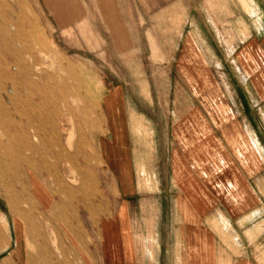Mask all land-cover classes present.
Here are the masks:
<instances>
[{"label":"rangeland","instance_id":"rangeland-1","mask_svg":"<svg viewBox=\"0 0 264 264\" xmlns=\"http://www.w3.org/2000/svg\"><path fill=\"white\" fill-rule=\"evenodd\" d=\"M251 1L255 3L256 0ZM79 2L80 0H0V36L17 35L21 42L16 45L18 50L21 51L24 47L29 51L3 59L0 44V133H10L14 143L8 146L5 140L2 142L0 139V248L17 237L13 223L17 219L30 229V234H34L32 237L73 239L76 202V198H73L75 194L71 193L73 188L75 191L79 190L81 205L82 200L86 203V199L81 197L82 192L89 195L93 190L110 193L114 183V203L117 205L119 193L116 181L95 148L96 137L102 131L101 138L110 137L111 119H107L105 111V99L110 94H114L112 106L113 110H117L113 123L116 127L125 126L129 135L127 142L131 147L130 168L136 180L134 186L139 192L155 191L153 176L156 167L164 177L170 174V164L166 160L170 157V144L174 137L172 113L187 110V95H193L189 98L195 110L208 108L210 102L209 110L217 112L216 105L222 98V92L229 91V87L225 86L228 85L230 74L223 64L227 62L231 72L238 75L235 53L247 40L242 37L243 28L247 32L257 29L255 18L248 10L251 5L249 0H129L131 4L126 6L75 7L74 4ZM261 7L264 8V3ZM260 24L262 29L264 23ZM186 48L189 52L188 56L185 54V58L188 57L187 64L195 53L199 58L195 61L197 68L208 67V71L198 72L200 77L204 76L203 72L209 77L208 86L201 85V81L194 87L184 85L183 82L187 79L186 59L185 65L180 66L178 58ZM190 72L189 75L192 73ZM30 78L38 80L40 88L46 92L50 90L53 96L47 106L44 104V120L51 122H47L45 128L50 141L56 142L61 137V144L69 151L68 154L73 152L74 143L79 145L80 155L74 168L80 165V174L86 170L87 172L82 174L83 178L75 176V182L71 172L66 169L64 160L59 159L55 147L52 146L53 151L46 153L38 145V141L32 139V125L28 116L18 117L15 114L16 108L25 107L29 101L26 95L31 88L27 85L23 88L21 84ZM74 82H80V87H74ZM18 95L21 97L18 98ZM16 97L19 101H16ZM54 106L57 116L52 119L55 112L51 116L46 112L51 111ZM71 109L73 112H70ZM3 112L6 113L4 119ZM156 153L161 159L160 163L156 160ZM40 155H43L45 163L41 161ZM71 161H75L74 154L68 157V162ZM37 174L41 175L38 176L42 180L39 182L42 185L46 183L45 189L50 191V206L61 209L63 216L35 215L37 211L34 208L40 204L34 201L36 199L31 193L30 184L31 176ZM148 175L152 176V181L145 183L144 176ZM110 180L114 182L109 183ZM161 188L169 191V183H159V190ZM28 206V212H32L34 216L22 214L24 212L19 210ZM44 216L46 217L43 219ZM68 221H71V225ZM40 257L42 258L35 260H46L44 256Z\"/></svg>","mask_w":264,"mask_h":264},{"label":"crops","instance_id":"crops-1","mask_svg":"<svg viewBox=\"0 0 264 264\" xmlns=\"http://www.w3.org/2000/svg\"><path fill=\"white\" fill-rule=\"evenodd\" d=\"M126 1L80 0L74 6L131 4ZM256 1L249 0L248 10L257 29L243 28L247 40L235 53L238 75L223 64L230 74L225 86L229 91L222 92L218 111L209 110L210 102L208 108L195 110L189 98L193 95H187V110L172 113L174 137L166 160L170 174L164 177L156 167L155 191L139 192L134 186L129 135L125 126L113 123L117 110L110 94L105 99L110 137L101 138L102 131L95 148L116 181L117 205L113 180L110 193L82 192L88 203L82 200L81 205L77 189L73 239L35 238L20 219L14 220L17 237L0 248V264H264V0ZM185 54L188 48L178 58L180 66L186 59L184 85L194 87L201 81L208 86L209 77L198 74L208 67L197 68L195 53L187 64ZM155 157L160 163L157 153ZM144 181H152V176H144ZM159 183H169V191L159 190ZM30 187L40 204L35 215H61ZM40 256L46 260H35Z\"/></svg>","mask_w":264,"mask_h":264},{"label":"bare ground","instance_id":"bare-ground-1","mask_svg":"<svg viewBox=\"0 0 264 264\" xmlns=\"http://www.w3.org/2000/svg\"><path fill=\"white\" fill-rule=\"evenodd\" d=\"M14 24V23H13ZM0 44H1V51H2V56L4 57L3 59H6V58H13V57H15L16 56V54L17 53H20V52H22V53H29V51L25 48L24 49V47H22V49H21V51H19L18 50V48L16 47V45L17 44H19V42H20V39L19 38H17V35H16V37L14 36V37H12V36H10V35H2V36H0ZM21 43V42H20ZM25 44V43H24ZM26 45V44H25ZM18 46V45H17ZM20 46H22L21 44H20ZM15 59V58H14ZM19 59V58H18ZM16 60H17V58H16ZM4 61V60H3ZM17 62V61H16ZM18 62H19V60H18ZM2 63H5V62H2ZM17 64V63H16ZM15 64V65H16ZM14 65V64H13ZM5 66H7V65H5ZM18 66H19V64H18ZM17 67V66H16ZM70 67V66H69ZM3 68V67H2ZM1 68V69H2ZM4 68H6V67H4ZM19 68V67H18ZM17 68V69H18ZM24 68V67H23ZM8 69H9V66H8ZM8 69H6V70H8ZM28 69H31V68H28ZM67 69V68H66ZM4 70V69H3ZM14 70V69H13ZM19 70V69H18ZM32 70V69H31ZM41 70H43V69H41ZM14 71H16V70H14ZM77 73V72H76ZM79 74V73H78ZM20 75V74H19ZM2 76V75H1ZM77 76V75H76ZM81 77V76H80ZM48 78V77H47ZM50 78H51V76H50ZM76 78V77H75ZM54 79H56V78H54ZM79 79V78H78ZM82 79V78H81ZM46 80V79H45ZM57 80V79H56ZM55 80V81H56ZM4 81V80H3ZM47 81V80H46ZM45 81V82H46ZM61 81V80H60ZM48 82V81H47ZM13 83H15V82H13ZM22 86L21 87H26L25 85H27V87L29 86L31 89L28 91V94L26 95V97H28V102H27V100L26 99H23L24 101L26 100V102H27V105L25 106V107H22L21 109H15L16 111H15V114H16V116H18V117H21V116H28V118L30 119V125H32L31 127H32V139L33 140H36V141H38L37 143H38V145H40L44 150H45V152L47 151V152H52L53 151V148H52V146L53 147H55V149H56V153L59 155V159L61 160V161H63L64 160V162H65V166H66V169L68 170V172H71V174L73 175V178L75 177V176H81V178H83V176L85 175V173L87 172V170H86V172L85 173H82V174H84V175H82V174H80V171H79V167H80V165H78L79 167V169L78 168H74V167H76V162L78 161L77 159H78V157H79V155H80V151H79V145H78V143H74L73 145V152H70V154H68L69 153V151L67 152L65 149L66 148H64L63 146V144H61V140H60V138H58V139H56V137H55V139L57 140L56 142H52V141H50V139H49V137H48V135H47V131L45 130V128H46V123L48 122H46L44 119H45V117H44V110H46L44 107H45V105L47 106L48 105V102L49 101H51L50 100V98L52 99V95H51V91L49 90V91H44V90H42L41 88H40V85H39V82H38V80H35V79H26V80H24L23 81V83L21 84ZM47 85H48V83H47ZM72 85L74 86V87H80V85H81V83L80 82H74V83H72ZM83 85V84H82ZM14 86H16V85H14ZM0 87H2V85H0ZM13 87V86H12ZM20 87V86H19ZM20 87V88H21ZM53 87H54V85H53ZM69 88V87H68ZM12 89H14V88H12ZM62 89V88H61ZM67 90V89H66ZM15 92V91H14ZM13 92V93H14ZM72 92V91H71ZM19 93V92H18ZM73 93V92H72ZM16 94V93H15ZM22 95H24V94H22ZM69 95H71V94H69ZM62 96V95H61ZM72 96V95H71ZM19 97H21V96H19L18 95V98ZM35 97H36V100H35ZM73 97H75L74 95H73ZM77 98V97H76ZM78 99V98H77ZM76 99V100H77ZM82 100V99H81ZM81 100H79L80 102H81ZM16 101H19V100H17V97H16ZM22 101V100H21ZM23 102V101H22ZM26 102H24V104L23 105H25V103ZM66 103V102H65ZM68 103V102H67ZM45 104V105H44ZM70 104V103H69ZM16 105V104H15ZM65 105V104H64ZM67 105V104H66ZM17 106V105H16ZM20 106H21V103H20ZM68 106V105H67ZM82 106V105H81ZM79 107V106H78ZM66 108V107H65ZM68 108V107H67ZM66 108V109H67ZM73 108V107H72ZM80 108V107H79ZM78 108V109H79ZM65 109V110H66ZM58 110V109H57ZM69 110V109H68ZM72 110V109H71ZM77 110V109H76ZM75 110V111H76ZM55 112V115H53V118L52 119H54V116H57L56 115V107L54 106L53 107V109L51 110V111H48L47 110V114L49 113V115L51 116L53 113ZM60 112H61V110H60ZM70 112H73V110L72 111H70ZM80 113V112H79ZM5 112H3V114H2V118L4 119V116H5ZM47 114H46V116H47ZM71 114V113H70ZM69 114V115H70ZM78 114V113H77ZM79 115V114H78ZM77 116V115H76ZM8 117H9V115H8ZM9 118H11V117H9ZM47 118V117H46ZM55 119H57L56 117H55ZM73 119V118H72ZM88 119V118H87ZM19 120H21V119H19ZM1 121H3L2 119H1ZM79 121V120H78ZM12 122V121H11ZM55 122V121H54ZM74 122V121H73ZM25 123H26V121H25ZM49 124L51 123V122H48ZM57 123V122H56ZM88 123H90L89 121H88ZM18 124H19V121H18ZM27 124H29V123H27ZM26 124V125H27ZM75 124V123H74ZM79 124V123H78ZM82 124V123H81ZM9 125V124H8ZM10 125H12V124H10ZM52 125H53V123H52ZM6 126H7V124H6ZM28 126V125H27ZM54 126V125H53ZM53 126H52V128H53ZM79 126V125H78ZM77 126V127H78ZM12 127H13V125H12ZM25 127V126H24ZM82 128V126H79V128ZM22 129H23V126L21 127ZM29 129H30V127H29ZM50 129V128H49ZM12 130V129H11ZM31 130V129H30ZM82 130V129H81ZM75 132H76V130H75ZM31 132H29V134H30ZM50 133V132H49ZM25 134H28V133H25ZM25 134H23V135H25ZM28 134V135H29ZM54 134H55V132H54ZM59 134V133H58ZM77 135H78V133H76ZM60 136V135H59ZM30 137V136H29ZM78 138V137H77ZM0 139H1V141L3 142V140H5V142H6V144L9 146H11V145H14V143H13V141H12V139H11V135H10V133H6L5 131H1V133H0ZM54 139V138H53ZM79 139V138H78ZM52 140V139H51ZM31 141V140H30ZM27 143V142H26ZM33 143H34V141H33ZM35 144V143H34ZM27 145V144H26ZM37 145V146H38ZM63 145V146H62ZM81 146H82V144H81ZM31 147V146H30ZM30 147H29V149H30ZM36 150H37V148H36ZM39 150V149H38ZM37 152V151H36ZM46 152V153H47ZM27 154H28V152H26ZM41 153V152H40ZM45 153V154H46ZM48 153V154H49ZM83 153V152H82ZM35 154V153H34ZM42 154V153H41ZM44 154V153H43ZM44 154V155H45ZM75 155V161L72 163V161H71V163L70 162H68V157H69V155L71 156V155ZM36 155V154H35ZM52 155H53V153H52ZM83 155V154H82ZM41 157L43 156V155H40ZM50 156V155H49ZM54 156V155H53ZM3 157V156H2ZM41 157H39V158H41ZM56 157H58V156H56ZM81 157V156H80ZM43 159H44V157H42V160L41 161H43ZM48 159V158H47ZM47 159H45V160H47ZM58 159V161H60ZM51 160V159H50ZM27 162H28V160H27ZM44 162V161H43ZM53 162H55L54 160H53ZM40 163V162H39ZM38 163V164H39ZM45 163V162H44ZM51 163V162H50ZM78 163V162H77ZM84 163V162H83ZM47 164H49V163H47ZM46 164V165H47ZM54 164V163H53ZM81 164V163H80ZM25 165H26V163H25ZM59 165V164H58ZM57 165V166H58ZM87 165V164H86ZM32 163H31V165H30V167L32 168ZM12 167V166H11ZM37 167H38V165H37ZM51 167H53V165L52 166H50V168ZM55 167H56V165H55ZM82 167V166H81ZM86 167V166H85ZM39 168V167H38ZM37 168V169H38ZM44 167H42V169H43ZM90 168V167H89ZM55 169V168H54ZM58 169V168H57ZM8 170H9V168H8ZM32 170V169H31ZM40 170V169H39ZM46 170V169H45ZM48 170V169H47ZM82 170V169H81ZM38 171V170H37ZM57 171V170H56ZM83 171V170H82ZM16 172H18V171H16ZM48 172V171H47ZM59 172V171H58ZM73 172V173H72ZM41 173V172H40ZM55 173V172H54ZM90 173V172H89ZM2 174V173H1ZM47 174V173H46ZM49 174L52 176L53 175V173H51L50 171H49ZM91 174V173H90ZM55 176H57V175H55ZM86 176H87V174H86ZM90 176V178H92V180L94 179L91 175H89ZM49 177V176H48ZM53 177H54V175H53ZM58 177H60V176H58ZM63 177V176H62ZM18 178V177H17ZM86 178V177H85ZM84 178V179H85ZM49 179V178H48ZM55 179V178H54ZM61 179V178H60ZM14 180V179H13ZM47 180V179H46ZM62 180V179H61ZM63 180H65V179H63ZM87 180H89V179H87ZM31 181H32V187H33V190H34V192H35V194L39 197V199L41 200V202L45 205V206H47V205H50L51 204V200H52V198L50 197V195L48 194V192H47V190L45 189V187L39 182V180H37V178L34 176V175H32L31 176ZM48 181V180H47ZM54 181V180H53ZM76 181V178H74V182ZM95 181V180H94ZM93 181V182H94ZM14 182H15V180H14ZM28 182V181H27ZM55 182H57L58 183V181H55ZM54 182V183H55ZM60 182V181H59ZM65 182V181H64ZM63 182V183H64ZM49 183V182H48ZM53 183V184H54ZM72 183V182H71ZM85 183V182H84ZM87 183V182H86ZM19 184V183H18ZM46 184V183H45ZM51 184V183H50ZM52 184V186H54ZM55 185H56V183H55ZM59 184H57V186H58ZM82 185H83V183H82ZM49 186V184L47 185V187ZM59 186H61V184L59 185ZM21 187V186H20ZM73 187V186H72ZM49 188V187H48ZM52 188H54V187H52ZM22 189V188H21ZM28 189V188H27ZM63 189H65V188H63ZM68 189V188H67ZM66 189V190H67ZM24 192V191H23ZM25 192H28V190L27 191H25ZM75 188H73V192H71V193H74L75 194ZM32 193V192H31ZM18 194V193H17ZM55 194V193H54ZM64 194V193H63ZM66 194V193H65ZM69 194V193H68ZM29 195V194H28ZM33 195V194H32ZM56 195V194H55ZM54 195V196H55ZM58 195V194H57ZM67 195V194H66ZM96 195V194H95ZM100 195V194H99ZM22 196V195H21ZM34 196V195H33ZM64 197V196H63ZM66 197V196H65ZM16 198V197H15ZM60 198V197H59ZM73 198H75V196L73 197ZM77 198V197H76ZM19 199H20V197H19ZM22 199V198H21ZM29 199V198H28ZM24 200V199H23ZM63 200V199H62ZM25 201V200H24ZM34 201H36V200H34ZM71 201V200H70ZM5 202H7V201H5ZM60 202H61V200H60ZM86 202L88 203V201L86 200ZM20 203H22V201L20 202ZM20 203H19V205H20ZM33 203V202H32ZM36 203V202H35ZM27 204H29V202L27 203ZM30 204H31V202H30ZM62 204H63V201H62ZM39 205V204H38ZM27 206V205H26ZM34 207H35V205H33ZM40 206V205H39ZM8 207H9V205H8ZM56 207L57 206H55L53 209H55V211H56ZM86 208V207H85ZM88 208V207H87ZM9 209V208H8ZM31 209L33 210V208L31 207ZM35 209V208H34ZM40 209V208H39ZM52 209V210H53ZM58 209V208H57ZM28 210H29V206H28ZM41 210V209H40ZM51 210V209H50ZM59 210V209H58ZM61 210V209H60ZM23 211V210H22ZM10 212H12V211H10ZM24 212V211H23ZM47 212V211H46ZM51 212H53V211H51ZM19 213V212H18ZM21 213V212H20ZM30 212H28L27 213V215L29 214ZM16 214V213H15ZM23 214V213H22ZM22 214H21V218H22ZM25 214V213H24ZM32 214V213H31ZM40 214V213H39ZM42 214V213H41ZM49 214H50V212H49ZM52 214V213H51ZM12 215V214H11ZM36 215H37V213H36ZM43 215V214H42ZM16 216V215H15ZM18 216V215H17ZM31 216V215H30ZM33 216H34V214H33ZM61 216H63V214H61ZM20 216H18V218H19ZM27 217V216H26ZM29 217V216H28ZM46 216H44L43 217V219L45 218ZM39 218V217H38ZM28 219V218H27ZM48 219V218H47ZM46 219V220H47ZM30 220V219H29ZM28 220V221H29ZM32 220H34L33 219V217H32ZM32 220H31V222H32ZM39 220H40V218H39ZM61 220H62V218H61ZM25 221V220H24ZM77 221V220H76ZM69 222V224L71 223V221H68ZM68 222H66V223H68ZM77 223H78V221H77ZM76 223V224H77ZM30 224V223H29ZM34 224H36L35 222H34ZM65 225V224H64ZM71 225V224H70ZM1 226V225H0ZM77 226H78V224H77ZM34 227V226H33ZM32 227V228H33ZM68 227V226H67ZM73 227V226H72ZM25 229L27 228V226L25 225V227H24ZM36 229H37V227H35ZM43 228H45V227H43ZM42 228V229H43ZM75 228H78V227H74V229ZM3 229H4V225H3ZM34 229V228H33ZM73 229V228H72ZM8 229H6V231H7ZM28 230V229H27ZM38 230V229H37ZM9 231V230H8ZM33 231H35V230H33ZM32 231V232H33ZM42 231V230H41ZM71 231V230H70ZM73 231V230H72ZM79 231V230H78ZM29 232V231H28ZM3 233H5V232H3ZM25 233V232H24ZM30 233V232H29ZM5 234H3V236H4ZM30 235V234H29ZM33 236H34V234H33ZM43 236V235H42ZM6 236H4V238H5ZM31 238V237H30ZM8 239V238H7ZM2 241H5V240H3L2 239ZM9 243H10V241H9ZM3 244V243H2ZM4 246H5V244H4ZM7 246V245H6ZM41 259V258H40ZM7 260V259H6ZM3 262V261H2ZM9 264H10V262H9Z\"/></svg>","mask_w":264,"mask_h":264}]
</instances>
